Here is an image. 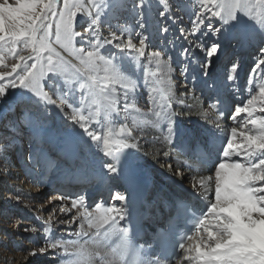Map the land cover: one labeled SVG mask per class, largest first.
Returning <instances> with one entry per match:
<instances>
[{
    "label": "snow or ice",
    "instance_id": "obj_1",
    "mask_svg": "<svg viewBox=\"0 0 264 264\" xmlns=\"http://www.w3.org/2000/svg\"><path fill=\"white\" fill-rule=\"evenodd\" d=\"M144 2L145 0H137L135 7L138 12ZM160 3L164 5L165 11H168L167 0H160ZM198 3L199 10L194 12L195 18L190 19L193 28L189 35L192 37H196L198 32L205 29L215 36L217 30L213 28L212 20L231 21L238 13L256 23L259 17L257 24L264 30V0H198ZM81 14L88 17L83 32L76 30L84 23L80 20ZM161 15L163 16L164 12H161ZM99 17L100 8L96 6V0H0V99L5 98L11 89L30 91L39 101L44 114L49 112V106H54L60 113H64L72 124L78 125L87 133L92 141L98 144L103 140L105 156H113L118 162L122 149H134L137 144L113 137L110 133L100 136L89 131L87 125L91 116L86 118L80 114L78 108L73 107V102H70L75 100L76 83L73 81L78 83L79 89L86 90L91 95H96L98 90L107 101L106 112H117L115 85L125 89L124 99L127 101L129 93L136 89L137 84L122 75L114 66L113 59H106L100 49L104 45L114 44L119 51H134L141 57L147 55L149 63L159 60L162 53H145L146 37L141 34L133 36L129 31L126 41L115 31L110 32V38L101 39ZM161 31L165 32L167 29L162 26ZM186 31V28H181L182 35ZM189 35L184 37L189 42V48L181 52L182 56L188 55L193 46L205 52L208 58L217 53V44H211L205 49L198 39H189ZM77 38L80 42L89 44L91 50L83 46L77 47ZM137 38L139 47L133 42ZM69 56L77 63L68 59ZM161 63L167 67L169 73L173 71L169 60H163ZM101 65L104 72L102 77L96 74ZM201 67L206 70L209 63L205 62ZM237 67L238 65L233 63L229 69V81L235 79ZM184 70L182 69V72ZM145 74H148L147 66ZM61 76L65 78L63 83L59 79ZM81 76H86L87 83L79 82ZM261 81H264V47L259 49L256 62L250 71L246 86L249 98L242 102V106L238 103L235 108L234 122L238 123L239 129L232 127L229 130L218 122H213L217 129L226 133V142L221 147L219 161L214 165L215 199L211 204L214 213L222 212L228 217L224 225L244 234L252 224L264 221V83ZM128 107L125 103L124 108ZM66 108L72 109L71 115ZM26 110L30 112V109ZM241 113L246 114V120L239 118ZM156 115L162 114L158 112ZM173 115L163 114V118L168 121L169 138L172 136ZM26 122L37 127L39 118L29 116ZM128 132V126L121 125L117 136ZM4 139L0 138V160L5 164L7 176L12 165L8 160L10 145L5 144ZM36 139L39 143L38 136ZM233 157L240 159L234 160ZM41 161L49 168L54 166V161L46 153H41ZM104 167L110 173L117 172V165L112 163H107ZM199 183L205 186L208 180L202 177ZM76 195L78 198L72 200V207L87 223L95 216L96 225H100L115 211L100 203L96 204L99 207L94 208L95 212L94 209L87 211L85 196L78 193ZM114 199L123 201L125 197L118 194ZM105 209L109 213L108 216L102 215ZM61 211L68 209L62 207ZM75 219L76 217H73V220ZM215 219L206 217L201 221L200 229H203V233L200 234V229L197 230L198 238L183 245L186 261L191 264H218L217 257H223L222 264H238L237 260L232 259L236 251L234 243L229 242L227 233L220 234L217 231L223 225H216ZM31 231L36 232L37 229L32 228ZM75 236L84 237L82 231L80 236ZM189 241H193V238L190 237ZM44 243L45 247H39L38 252L31 251L30 255L34 257L38 253H46L49 249L54 253L62 250L63 255L59 256L62 257L61 262L77 264L79 261V264H83L84 253L78 249L72 250L79 245L78 239H52L49 235L45 237Z\"/></svg>",
    "mask_w": 264,
    "mask_h": 264
},
{
    "label": "rangeland",
    "instance_id": "obj_2",
    "mask_svg": "<svg viewBox=\"0 0 264 264\" xmlns=\"http://www.w3.org/2000/svg\"><path fill=\"white\" fill-rule=\"evenodd\" d=\"M189 1L190 0H170V3H172V7L168 8L169 10L173 8L174 10L179 11L180 5H182V7L187 13H184L177 23H180V26L184 25L183 27L186 28L187 31H190L192 29L191 27L192 24L190 19L195 18L191 12L187 11V9H189V5L187 2ZM136 3L137 0H124V2H121V0H96V6L97 7L99 6L100 8V17H99L100 26H98V28L101 34V39H104V37L106 35H109L111 31H115L117 34L123 32L121 33V35H123L124 38L127 36L128 31L132 33L133 36H137L138 34L143 35L144 37H146V44L148 47L147 52L160 51L162 53L160 59L152 61L151 65H154L156 67L159 66L160 68L165 69L167 75L166 78L174 83L176 93L178 94L188 93L190 87H188L189 85L186 84L187 80L185 79V76L183 81L179 78L180 71H178L176 67L177 66L184 67L187 65V62L191 60L190 59L191 56H189V54L185 56L181 55V52L184 49L189 48V46L188 45L185 47L179 46V43L175 42L172 39L173 36H170L169 32L161 31L162 26L167 30L168 28H167V24H165L166 19L164 20V23L163 21L158 22L159 14L161 15L162 11L166 12L164 5L160 3V0H145L139 12L135 7ZM181 12L183 13V10H181ZM188 14L190 15V17L188 16ZM80 20L83 21L84 23L82 24V26L77 27L76 30L83 32V27L87 26L88 17L81 14ZM155 24L157 25L156 28H155ZM223 38H224V33H222L220 37L214 40L212 44L218 45V42H220V40H222ZM92 39L93 41H95V37H93ZM177 39L182 40L185 45V40H186L185 38H183L180 35V38ZM77 41H78L76 44L77 47L83 46L88 50H91V46L89 44L85 42H80L79 38H77ZM133 42L139 45V38L135 39ZM227 45L228 46H225L224 49L220 50L218 57L216 56L213 57L211 63L212 65L209 66L212 67L209 76H213L215 72L219 70V68L224 64V66H226V69H223L221 76L224 79H227L229 69L232 67L233 63H236L237 65L242 66L241 75L242 78L244 79V84H245V81L247 80L250 73V67L256 62L251 58L257 57L259 53V49L262 46L261 44L255 43L254 44L255 50H253L252 52L246 51L245 53H247L248 55L247 54L243 55L244 52H242L241 54L237 52V46L239 45V43L233 44L230 39ZM202 46L205 49H207L210 45L207 46L205 44H202ZM218 48L221 47L219 46ZM110 50H112V48H109V45H104V47L100 49V52L104 56L105 55L114 56L113 62L117 70L122 75L133 80L137 84L136 89L132 91L134 93L132 92H131L132 94L129 93L130 96L133 97V99L136 98L135 101L139 104L138 105L139 108H141L142 110L147 109L148 98L145 97L147 93L148 94L150 93V89H152V87L150 85L151 82L148 80V76L145 74V66L140 65V63L139 64L136 63L131 64L128 62H126L127 64L122 63L121 60L117 58L118 52L117 51L110 52ZM190 52L191 53L194 52L196 54L194 58L195 61L198 64H200V66H202L205 62H208V57L206 56V53L201 51L199 48H195L193 46ZM65 55L67 56V53H65ZM136 58L138 59L137 61H141L142 58H143L142 61H144V56H142L141 58L139 54L136 55ZM68 59H71L73 63H77V61L70 56L68 57ZM106 59L109 58L106 57ZM163 60H169V65H171V67L174 68L172 72L169 73L167 67L161 63V61ZM192 66L194 69L193 71L195 73L198 74L203 73L204 69H202L203 70L202 71L201 69L197 68L195 65ZM240 66H238L237 68H240ZM148 69H151L150 64L148 65ZM96 74L100 77L104 75L102 65L100 66V68H98ZM234 75H235V79L233 81L235 84V82L239 80V69L236 70ZM173 76L175 78H178V83L172 80ZM59 79L61 83H63L65 78L61 76ZM189 79L191 80L192 76L189 77ZM73 82L76 83V87H79L77 82L75 81ZM79 82L87 83L86 76H81ZM262 82L264 83V81H261V83ZM45 86L47 87V84ZM115 87L120 89L122 92L123 91L125 92V89L121 88L119 85H115ZM231 89L234 90V85L232 86ZM232 90H230V93H232ZM77 91L75 92V100L70 102H73V107L78 108L80 110L79 106L81 104V100L83 99V96ZM243 92L245 94V91ZM208 94L206 93L200 94V96L197 98V101L201 102L202 108L204 106V109L208 108L207 105L210 102ZM137 96H138V100H137ZM90 97L95 105L97 119L103 120V123H99L98 121L94 125H92V130L94 131V133L103 136L104 135L103 132L105 130L106 133H110L113 137L121 139L123 135L122 138L129 141L128 136L125 133L120 134L119 136L116 135L118 130H116L115 127H117V121L119 120L117 119V117L114 115L113 112L111 111L106 112L107 104L100 96L98 90L96 95L90 94ZM117 97L118 99H121L120 94ZM183 99L185 98L183 97L179 98L180 101H182ZM233 102L234 100H232V102L228 105L232 107ZM242 102H244V100H242ZM26 109H30V112H28ZM49 109H50L49 112L47 114H44L41 110V106L37 98L30 91L25 89H11L9 90V93L5 98L0 99V132L1 129L5 128V126H9L8 124L10 123H11L10 126L13 124V127L16 126L17 129V131L14 132L13 131L5 132L1 134L0 138H5L4 143L11 141L9 147L10 155L12 157L11 165H14V167L21 169L23 171V173H20L19 179H15L13 177H9L5 179L2 178L1 176L2 174H0V264H60L62 257L59 256L63 255L62 250L61 252L54 253L53 250L49 249L47 250L46 253H38L34 257L30 255V252L31 251L38 252L39 247H45L44 239L49 235L52 239H72V240L78 239L79 243H82L85 240L84 237L77 238L75 236V232L77 228L74 225L72 219L74 217V212L76 211V209L72 207V200L78 198L76 195L77 193L82 195L83 190H81L80 192H76L74 194H70L65 188L54 187L53 178L49 180V176L53 174L52 171L60 167L61 159L58 151L54 152L51 148H49V145L45 144L46 143L45 140L48 132L51 131V129L56 130L57 127H58V131H60V134L64 136L62 138L64 140V144H63L64 146L65 145L69 146L71 140L65 136L66 135L65 133L67 131H70L69 134L70 136L73 137H75L76 135L80 136L81 133L84 132L82 129L79 128L78 125L77 126L76 125L74 126V124L72 125L73 122L69 120L68 117L64 115V113H60L58 109H55L54 106H49ZM117 109L119 112H123L125 114L134 113L132 109L130 110L121 107L119 102H117ZM66 111L69 113V115H71L72 109L66 108ZM80 114L84 116L86 115L85 116L86 118L89 117V115L86 113L81 112ZM243 114L244 113H242V116H245ZM57 115H59L60 117L59 121L57 120ZM29 116L33 118H37V117L39 118L40 121L39 128L41 131H39L38 133L39 135H42V138H44L43 139L44 141L43 142L41 141L42 143L41 142H39L38 144L34 143L37 149H34L35 151L31 153L29 150V146L33 141L32 139L34 138V131L32 132L31 128L26 127L25 122L20 124L15 123L17 119L19 121V118L22 117L29 118ZM226 121L230 122V120L228 119H226ZM12 138L15 142L11 140ZM19 139L21 140V143L17 142L20 141ZM87 143L88 146L90 144L91 145L95 143L97 144V142L95 141L90 142L83 139L82 144L88 147ZM39 148H41L40 151L38 150ZM39 152L46 153L47 155L49 154L48 156L51 157L54 161V166L49 168L46 164V166L42 167V165L38 162L40 161ZM82 155L83 154H81V156ZM96 160L98 161V163L95 162ZM89 161L92 168L93 165L96 166L97 169L104 168L102 163V158L97 157L95 154H93V157L90 158ZM78 163L81 167L87 165L86 163L82 164L80 161H78ZM4 165L5 164L3 160H0V169L2 167H5ZM23 167H26L27 171L30 174L25 173V169ZM213 167L214 166L212 165V168ZM81 173H82L81 174L82 178L88 177V175L86 174H88L89 172L82 170ZM209 174L212 176L213 172ZM60 177H62V175H59V178ZM157 182L159 183V180H157ZM189 182L190 181L188 180H183L182 185H186ZM83 184L84 183L82 182H78L77 184L69 183V186L72 188H77L78 186H82ZM161 187H164V185H162ZM94 188L95 186H93L92 190L90 189V187L87 188V192L89 193V195L90 194L92 195L93 192L96 191V189ZM34 191L37 192L35 193ZM98 194L93 200V201L96 200L94 203H89L87 200H85V203L88 204L85 206V209L87 211H92L95 208V205L98 203L96 199L97 197L98 200L102 198V196H99ZM62 207L68 209L67 212H69L70 214H68L66 211H64L65 213L62 212L61 211ZM32 228H36L37 231L32 232L31 231ZM26 229H28V231H26ZM91 233L92 232L89 231V235H91Z\"/></svg>",
    "mask_w": 264,
    "mask_h": 264
},
{
    "label": "bare ground",
    "instance_id": "obj_3",
    "mask_svg": "<svg viewBox=\"0 0 264 264\" xmlns=\"http://www.w3.org/2000/svg\"><path fill=\"white\" fill-rule=\"evenodd\" d=\"M190 1L187 2L189 5V9H187V11L194 14L195 11L199 10V3H198V0H190ZM167 3L169 4V8H171L172 3H170V0H168ZM193 5L195 7H193ZM181 10H183V13L181 12ZM184 13H187V12L184 10L182 5H180L179 11L174 10L173 8L171 10L168 9V11L164 12L163 16L159 14L158 22L163 21L164 23V20L166 19L165 24H167V28H168L166 32H169V35L173 36L172 39L175 42H178L179 46L185 47L187 45L189 46V42L185 40V45H184V42L182 40L177 39V38H180V35L184 38L185 35H189V33H191L192 31L191 29L190 31H186L187 33H185L184 35L181 34V28H183L184 25L180 26V23H177V22L180 20V18L182 17ZM188 16L190 17L189 14ZM258 21H259V17L257 18V23ZM257 23L249 19L247 16H244L238 13L234 20L227 21V22L221 21L219 19H213L212 20L213 28L217 30L215 36H213L210 32H208L205 29V30L198 32L196 37H192L189 35V39H198L201 44H205L208 46V45H211L214 42V40L217 39L218 36L224 33V38L220 40V42H218V46H220L221 48H218V51L214 56H212L211 58H208L209 66H211L213 57L215 56L218 57L220 50L224 49L225 46H228L227 44L230 39L233 44L239 43V45L237 46V52H241V51L242 52H246V51L252 52L253 50H255L254 49L255 43L261 44V46L264 47V30H262ZM156 26L157 25L155 24V28ZM191 27L193 28V26ZM121 33L117 35H120L122 36V38H124V36L121 35ZM104 38H110V34L106 35ZM124 40L125 41L127 40V36L124 38ZM135 45L139 47V45L137 44ZM109 48H112L110 52L112 51L118 52L117 58H119L122 63H126V62L131 63V64L140 63V65L147 66V73H148L147 76H148V80L151 82L150 85L152 87V89H150L149 98L147 99L148 108L143 109V110L138 107L139 104L135 101L136 98L133 99V97H131L129 94V99L125 101L124 93H123L124 91L122 92L120 89L115 87L117 96L119 94L121 95V99H118L117 97V102L120 103L121 107H124L125 103H127L129 105L127 109H130V110L132 109L134 112L133 114H129V113L125 114L119 111L113 112L114 115L119 120L117 121V127H115V129L118 130L121 125H127L129 128V132L125 133L129 139V141L127 140V142L137 144V147L134 149L128 148V149H122V150L130 151L133 154V156H135L138 159V161L135 162V164L138 167L140 176L147 184L148 191H150V185L153 182L151 177L159 178L157 180H159L160 185L161 184H164L165 186L168 185V188H170L172 192L179 193L182 197L184 196L193 197L194 196L197 202L200 203V206L205 207L207 209L208 205L214 202V191H215L214 174H212V181L210 182V187L208 186V183L202 187L199 181L202 177H207L208 175H210L209 173L212 172V165L216 161L217 162L219 161L221 148L215 150L211 145H208V148L212 152V156L209 158L207 162H201V161H196L193 158H185L179 155L176 150V145L180 144L182 139H187L189 142L193 140H198L199 142H202V141H205L208 136H215L219 140L220 139L223 140V144L224 142H226L225 141L226 133H222L219 129H217L215 127V123L213 122H218L220 125L226 127L229 130L232 127H236L238 123L234 121H230V122L226 121L225 118L223 120H219L214 114L212 97H213V94L215 93V90L217 92V90L220 89L222 94L224 95L226 102L230 104L232 100L235 99V98H232V95H231L232 93H230V90H232L231 88L234 85V81L233 80L229 81L228 79H224L221 76L222 70L221 71L219 70L215 73L214 79L209 82L210 84H208L207 76H208V73H210V71L212 70V67H208L206 70H204L203 73L198 74L193 71L194 69L191 64L189 66V69L185 73V79L187 80V82L190 83V85L188 86L190 87L189 92L188 93L185 92V93L189 95L178 94L175 92L174 83L166 78L167 75H166L165 69L160 68L159 66L156 67L154 65H151L152 63H149L147 55L144 56V61H142L143 59L142 57H141L142 58L141 61H137L138 57L136 58V55L138 53L136 54V52L134 51L133 52L119 51L115 48L114 45H109ZM147 50H148V47L145 48V53H149V51L147 52ZM105 56L109 59L111 58L114 60V56H111V55H105ZM189 56L193 58L195 57V53L189 52ZM188 63H190V60L187 62V65L184 66V69L185 68L187 69ZM149 64L151 66V69H148ZM152 73H155V75H152ZM191 76H192V79L190 80L189 77ZM75 90L76 91L78 90L77 92L83 96V103H81L79 106L80 111L82 113L88 114L89 117L91 116V120L88 123L87 127L89 131L94 132L92 130V125L98 122V119L96 117L95 105L93 101L91 100L90 94L87 93L86 90H81L79 89V87H76ZM204 93L206 94L209 93L208 95L210 99V102L207 105L208 108H205V109H204V106L202 108L201 102L197 101V98L200 96V94H204ZM100 96L102 97L104 102L107 104V101L105 100L104 96L101 94ZM180 97H183L185 99L180 101L179 100ZM165 99H168L167 106L164 105ZM158 112L161 113L162 115L157 116L156 113ZM164 113L174 114L172 116V136L170 138L168 136V121L167 119L163 118ZM243 115H246V114H243ZM27 119H28L27 117H22V118H19V121L17 119L15 123L20 124V123L25 122L26 127L31 128L32 132L34 131V138L32 139L33 141L29 146V150L31 153L35 151L33 150L34 149L33 146H35L34 143L38 144L36 137L39 135L38 132L41 131L39 128L40 121L37 127H33L32 125L26 122ZM57 120L58 121L60 120L59 115H57ZM10 124H8L9 126H5V128L1 129L0 135L5 132L17 131L16 126L13 127V124L11 126ZM69 133L70 131H67L65 133L66 134L65 136L71 139V145H69L70 147L65 148L66 145L62 147L61 138H63L64 136L60 134V131H58V127L56 128V130L51 129V131L48 132L46 140H45L46 143H48L49 146L52 147L53 151H58L59 155L61 153L62 156L60 155L61 157L60 159L63 161L65 165L63 169H66L70 174L73 175L75 173L74 168H72V167H75L74 163L72 162L73 157H75V159L80 160V161L85 157L86 158L85 163L87 164L90 162L89 159L93 157V154H95L97 157L102 158L103 164L107 162V163H112L114 165H117L116 173H110L105 168L106 170H98L97 176L101 179L104 178L107 181L108 183L107 187H110V184H112L111 182L115 183L114 197L120 194L121 193L120 192L121 182L119 181L118 177H120L122 172H121L120 166L118 165L116 159L113 156H105L104 151H103V142H102L103 140H100L98 144L96 143L93 145L90 144L89 146L87 143L88 147H86L84 144H82V140L79 137H84L86 140L91 142L92 140L87 135H83L81 133L80 136L76 135L75 137H73V136H70ZM103 133L105 134L106 131L104 130ZM122 137L121 139H123ZM11 140L15 142L13 138ZM39 141L43 142L44 140L39 137ZM10 142L11 141L5 142V144L10 145ZM17 142L21 143V140ZM38 150L40 151L41 148H39ZM81 154L83 155L81 156ZM236 158H239V157H233L234 160ZM221 159H223V157H221ZM8 160L12 164V157L10 155V149H8ZM139 161L141 164H139ZM95 162L98 163L97 160ZM81 169L88 170L85 167ZM143 169H146V171L148 172V176H145L143 174L142 172ZM8 172H10V174L6 176L5 167H2L0 169V174H2L1 175L2 178H5V179L9 177L19 179L20 173H23L21 169L14 167V165H12L10 169H8ZM170 177H173V178H170ZM183 180H188L190 182L187 183L186 185H182ZM17 185H18V182H17ZM99 186H100V182H98V184L95 186L94 189L97 190ZM154 189L160 192L161 188L158 187V185H155ZM200 193H204V195L207 196V199H205L204 196L200 195ZM97 194L103 197V194H104L103 190L98 191ZM158 194L154 195L153 198L149 199L151 203L149 217L151 218V220L157 219L159 217H163V218L165 217V215H163L164 212L162 208V201L161 199H159ZM161 194L164 198L168 199V197L164 196V193H161ZM102 201L103 200L101 198L100 204ZM115 201L116 199L113 198L112 204H114ZM154 207L158 208L159 214H156L154 212ZM81 211H84V210L81 209ZM67 213L70 214L69 212ZM74 217H76V219L73 220V222L77 229L81 227H83L84 229L88 228L87 222L84 219H82L83 217H80L77 215V210L74 212ZM89 231L94 232L95 229H91ZM197 238L198 236L194 238L193 241H190V242H194Z\"/></svg>",
    "mask_w": 264,
    "mask_h": 264
},
{
    "label": "clouds",
    "instance_id": "obj_4",
    "mask_svg": "<svg viewBox=\"0 0 264 264\" xmlns=\"http://www.w3.org/2000/svg\"><path fill=\"white\" fill-rule=\"evenodd\" d=\"M206 178L210 187L212 176L208 175ZM200 195L207 199L204 193H200ZM95 207L98 208L99 205ZM111 208L115 211L110 214L108 220L96 225L95 216H93L87 223V229L81 227L76 230L75 234L77 236H80L82 231L83 236L88 237L72 249H78L84 253L83 264H182V261L185 260L183 250L185 243L179 244V249L183 251L182 256L175 255L170 260H164L152 255L149 251L152 245L140 242L132 235L129 214L124 203L119 208ZM93 212H95V209ZM102 215H109L107 209ZM206 217L210 219L215 217V224L223 225L217 231L220 234L227 233L229 242L234 243L236 251L233 253L232 259L237 260L238 264H264V221L252 224L246 230V234L240 233L235 228L230 229L227 225H224V221L228 217L222 212L214 213L213 204H209L206 212L196 222V231L200 229L201 221H204ZM105 226L107 227L105 228ZM91 229H95V231L89 235ZM101 229H104L103 234ZM110 237H114V239H110ZM223 259V257H217L218 264H222ZM188 262L191 264L190 261ZM60 264H68V262L60 261ZM77 264H79V261H77Z\"/></svg>",
    "mask_w": 264,
    "mask_h": 264
}]
</instances>
